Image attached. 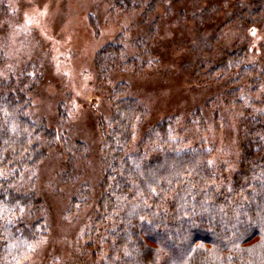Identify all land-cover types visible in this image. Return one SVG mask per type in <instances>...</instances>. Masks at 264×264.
Wrapping results in <instances>:
<instances>
[{
	"label": "rangeland",
	"instance_id": "1",
	"mask_svg": "<svg viewBox=\"0 0 264 264\" xmlns=\"http://www.w3.org/2000/svg\"><path fill=\"white\" fill-rule=\"evenodd\" d=\"M257 1L261 7L254 15ZM149 2L139 0L125 10L110 0H0V75L18 76L31 64L27 71L38 73L39 80L28 115L56 134V145L12 186L33 189L41 212L13 211L0 201V217L8 223L42 218L45 226V234L34 240L9 234L11 264H79L97 209L100 123H109L108 96L115 85L123 84L142 108L130 155L139 152L150 129L170 119L177 151H206L208 164L228 179L237 169L241 118L264 114V0H165L148 9ZM117 35L125 55L142 67L110 71L101 81L95 53ZM239 49L261 80L257 86L238 84L234 94L226 79L210 83L205 74ZM11 174L0 168V178ZM102 245L98 264L106 262L109 246Z\"/></svg>",
	"mask_w": 264,
	"mask_h": 264
},
{
	"label": "trees",
	"instance_id": "2",
	"mask_svg": "<svg viewBox=\"0 0 264 264\" xmlns=\"http://www.w3.org/2000/svg\"><path fill=\"white\" fill-rule=\"evenodd\" d=\"M138 1L110 0L125 10ZM161 1L150 0L148 9ZM259 4L251 10L254 15ZM118 40L119 35L95 53L94 70L101 81L110 71L140 70L141 63L127 57ZM244 59L243 50L226 53L205 77L210 83L226 79L234 94L243 82L257 86L261 77ZM30 65L18 76L0 75V168L12 171L0 178V201L13 211L39 213L41 199L33 189L12 187L22 170L33 168L56 145L54 129L28 115L39 80L38 73L27 71ZM108 101L109 123H100L104 148L97 209L79 264H98L103 242L109 246L105 264H264V114L241 118L240 158L228 179L208 164L206 151L176 150L170 119L150 129L139 152L130 155L133 124L142 108L123 84L110 90ZM9 234L37 239L45 234L43 219L8 223L0 217V264H11Z\"/></svg>",
	"mask_w": 264,
	"mask_h": 264
}]
</instances>
